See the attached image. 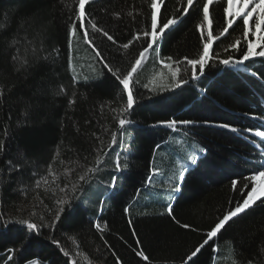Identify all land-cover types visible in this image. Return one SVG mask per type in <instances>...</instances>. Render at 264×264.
I'll use <instances>...</instances> for the list:
<instances>
[{"label":"trees","instance_id":"trees-1","mask_svg":"<svg viewBox=\"0 0 264 264\" xmlns=\"http://www.w3.org/2000/svg\"><path fill=\"white\" fill-rule=\"evenodd\" d=\"M225 5L219 0L210 7L215 39L203 74L197 71L193 78L184 58L202 53L207 36L197 27L202 11L190 8L185 14L186 0H163L158 26L171 18L178 23L161 34L148 52L151 60L134 74L136 104L123 114L131 123L120 129L126 95L103 64L126 73L151 42L143 36L150 30V0H91L85 6L88 18L113 37L108 40L88 24L91 43L79 29L78 0H0V264H264L259 201L187 259L218 219L242 203L251 190L249 178L263 169L264 138L255 132L264 131V58L244 65L219 62L239 59L247 50L239 21L221 35L227 27ZM72 24L73 37L100 52L98 78L78 80L70 68ZM237 40L240 51L231 47ZM168 57L175 68L179 61L177 79L187 83L152 84ZM24 60L28 64L21 67ZM169 120L193 123L175 129L159 123ZM182 134L204 151L181 182L166 150L168 140ZM117 158L128 167L116 170ZM97 159L98 171L87 183L80 181L88 168L97 167ZM74 184L80 186L75 198ZM176 186L181 190L173 191ZM65 198L69 204H58ZM61 206L60 221L47 227ZM21 220L44 226L30 230ZM140 251L147 260L136 254Z\"/></svg>","mask_w":264,"mask_h":264},{"label":"snow or ice","instance_id":"snow-or-ice-1","mask_svg":"<svg viewBox=\"0 0 264 264\" xmlns=\"http://www.w3.org/2000/svg\"><path fill=\"white\" fill-rule=\"evenodd\" d=\"M91 0H78V11H77V17L79 20V29L82 31L83 38L91 43L89 33L87 30V25L90 24L91 28L95 32H101L103 31L99 27H97L96 23L92 20H90L86 14V5L89 4ZM163 2V0H150V8L151 11V24H150V30L143 33V36L145 39L148 37H151V42L148 43L147 47L143 49L139 53L138 58L135 59L134 63L131 64L130 69L126 71V73H121V70L119 68L113 69L107 62H104L103 67L107 69L109 73L113 77L116 78V80L119 81V84L123 86V93L126 95V104L123 108L120 109V115L118 119V124L120 129H125L126 125L131 123L127 119L126 116H124V113L129 112L134 108V105L136 104L134 92L132 89V85L135 83L134 81V74L138 72V70L143 66V63L145 61V54L149 52L150 49H153V45L159 41L161 38V34L164 33L166 29H169L171 26L176 25L178 23V20L175 18L167 19L166 22H163L162 25L158 26V19L157 14L160 11V5ZM187 7L183 9V12L185 14H188V11L190 8H197L202 11V23L199 24L198 28H203L204 23H207L209 28H211L213 21L210 19V6L214 4V0H204L203 4L197 5L194 0H186ZM234 4H238L239 8L236 11H233ZM223 12L226 17V23L227 27L223 29L221 32V35L224 33H227L230 28L233 27V25L239 21L240 24L243 25V37L247 43V50L242 52L239 59H236L232 56H229L226 59H222L219 62L225 66L228 65H244L246 61H249L252 58H264V0H226V5L223 8ZM230 18V19H229ZM251 21V23H250ZM3 25H0V28H2ZM77 32V26L76 24H72L70 26V37L75 35ZM103 35L107 37L108 40L112 41L113 37L108 34L107 31H103ZM249 35H252L255 37V41L248 40L247 38ZM140 37L137 36L136 39H139ZM202 39L205 40L202 46V53L199 55L196 59H189L185 57V61L187 62V65H189L192 69V77L196 78L197 71H199L200 74H203L205 70V65L210 59V49L214 40V36L212 31H209L206 37L202 36ZM15 43V41H13ZM131 43V41L129 42ZM241 41L237 40L231 47L234 51H240V48L238 47L240 45ZM124 49H127L129 47V44L122 45ZM260 48V51H257L256 49ZM154 50V49H153ZM159 53L157 52V55ZM96 56H100V52L96 51ZM167 60L171 61L172 58L168 57ZM13 61L18 60L17 56L12 57ZM163 63V61H162ZM177 67L174 71H172L171 76L173 81L175 83L172 85L173 87H179L181 84L187 83V81L182 79H177L180 68H179V61L175 62ZM28 61L24 60L21 62V67L24 65H27ZM164 67L171 68L172 65L165 63ZM103 73H101L102 75ZM147 87V86H146ZM61 91H63V88H61ZM0 95H2V92H0ZM75 101H72L74 103ZM160 124L170 128L175 129L179 124L188 125L193 123V121L190 120H169V121H161ZM219 127L222 128H231V131L237 132L239 131L237 128L231 127L229 124H221ZM246 131H252V129H247ZM255 135L261 138H264V131H256ZM111 143L117 144V136L113 135L111 138ZM122 143V142H121ZM157 148H159V145H157ZM4 144L3 142H0V151H3ZM201 152L204 151L203 148L199 149ZM107 155V153H105ZM188 159L191 161V163L194 165L197 163V159L195 156H190ZM101 164V161L97 159L96 165L97 167H90L87 169V171L79 176V180L83 181L85 183L88 182L90 178V174L96 173L98 171V166ZM128 167V164L125 162L123 165L121 164L119 158H117L115 162V168L118 171H122L123 169H126ZM51 166H49V173L51 174ZM158 171L157 169H153V172L155 173ZM55 179V178H54ZM179 180H184V174L181 172L179 176ZM249 181L251 183V190L247 193L246 198H243L242 203H237L234 209H230L227 211L225 215H223L222 218L218 219V222L215 223L214 227H212L207 233V239H205L199 247H197L194 251L191 252V255L188 256V260L192 261L194 257H197V254L201 251V249L209 244V240H213V238H216L218 233L221 232L222 229H224L225 225L232 221L235 217L239 216L242 213H245L249 208H252L256 205V203L259 201L261 205H264V170H257V172L252 175L249 178ZM117 182V178L114 176L112 178V186L115 187ZM44 183H48L47 178H44ZM148 183H152V178H148ZM236 181H232L233 188L236 187ZM40 182L37 181V187H39ZM67 187V186H65ZM247 187V185H245ZM61 192H65V188L59 189ZM80 190V186L78 185H72L71 192L73 193V198H75V193ZM180 187L176 186L173 188V191H180ZM58 204L60 205H67L69 204L68 199H61L58 201ZM65 211V208L61 206L59 210L57 211L55 215V219L53 223L46 225L49 228H54L56 225V222H59L61 219V214ZM124 211L127 213L129 212L128 208H125ZM168 214H172V208L171 206L167 209ZM42 219V218H41ZM21 224H26L27 228L30 230H36L41 226L37 223H29L26 220H21ZM97 228L100 227L99 224L96 225ZM107 227V225H105ZM53 244H56L59 246V242L55 239L52 240ZM215 250V249H214ZM138 256L144 257L145 260H147V257L144 255L142 251L136 253ZM63 255L65 257L69 256V253L67 251H63ZM9 260H12V257H8ZM28 264H36L35 261L29 260ZM73 264H75V261H73Z\"/></svg>","mask_w":264,"mask_h":264},{"label":"rangeland","instance_id":"rangeland-1","mask_svg":"<svg viewBox=\"0 0 264 264\" xmlns=\"http://www.w3.org/2000/svg\"><path fill=\"white\" fill-rule=\"evenodd\" d=\"M209 29H210L209 26L207 25V23H205L203 28H201V31L203 34L205 33L208 34ZM247 39L255 41V37L252 35H249ZM71 41L72 42L70 44V68L75 73V78L83 81H88L98 78L101 75L102 66L99 62L98 56H96V53L93 52L81 39L74 38L73 36H71ZM157 52L159 53V50H157ZM149 53L145 55V61H144L145 63L151 60L150 58L151 56ZM162 61H161V67L157 70L155 76L152 77V84H165V82L172 79L171 73L176 69L175 66H173L170 61H166V60H162ZM165 63L172 65V67L171 68L164 67ZM201 148L202 147L200 146V144L195 143L193 139L182 134L168 140L166 151L168 152V155L172 157L169 160H171L174 163L173 166L175 167L176 171L180 174L181 172H183V174L185 175V173L190 167L195 166L197 164L196 163L193 165L191 161L188 159V157L195 156L198 162V158L200 157L199 154L202 153L199 150ZM128 150H130V146ZM262 170H264V160H263ZM33 261H35L36 264H46L38 260H33ZM26 264H28V262Z\"/></svg>","mask_w":264,"mask_h":264},{"label":"bare ground","instance_id":"bare-ground-1","mask_svg":"<svg viewBox=\"0 0 264 264\" xmlns=\"http://www.w3.org/2000/svg\"><path fill=\"white\" fill-rule=\"evenodd\" d=\"M238 9V4H234L233 6V11L237 10Z\"/></svg>","mask_w":264,"mask_h":264}]
</instances>
